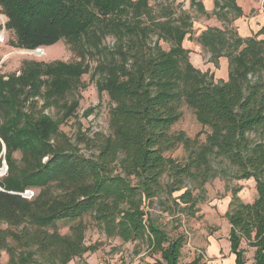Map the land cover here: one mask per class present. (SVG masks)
Masks as SVG:
<instances>
[{
  "label": "trees",
  "instance_id": "1",
  "mask_svg": "<svg viewBox=\"0 0 264 264\" xmlns=\"http://www.w3.org/2000/svg\"><path fill=\"white\" fill-rule=\"evenodd\" d=\"M0 5L22 49L62 40L93 45L102 59L98 88L114 105L110 134L89 140L97 153L86 156L57 127L31 120L26 112L45 87L55 88L56 73L67 76L59 83L69 89L83 73L80 66L58 64L49 73L32 65L19 76L0 77V137L10 165L0 180V255L7 253V264H68L82 257L90 250L79 227L87 215L108 239L139 241L160 255L155 264H179L184 235L172 237L147 206L156 199L164 204L162 195L172 196L188 181L194 189L185 190L178 205L195 214L199 201L193 192L216 178L255 182L253 203L240 199L241 186L231 189L225 218L235 263L246 264V245L256 249L254 264H264V40L232 31L243 14L235 0H215L213 15L223 29L208 28L196 39L217 67L221 58L228 60V79L218 81L191 64L183 43L193 20L175 7L165 4V12L156 14L150 0H0ZM192 6L207 16L199 0ZM108 37L116 39L113 48L103 46ZM184 104L210 131L202 144L171 133ZM178 146L186 152L181 164L165 155ZM17 151L22 166L12 157ZM28 189L40 192L29 200L23 195ZM65 221H79L71 236L55 230Z\"/></svg>",
  "mask_w": 264,
  "mask_h": 264
},
{
  "label": "rangeland",
  "instance_id": "2",
  "mask_svg": "<svg viewBox=\"0 0 264 264\" xmlns=\"http://www.w3.org/2000/svg\"><path fill=\"white\" fill-rule=\"evenodd\" d=\"M137 1V0H133ZM150 0V7L156 14H163L165 4L175 7L181 12L186 13L193 20V26L190 35H187L183 46L190 52L189 60L191 64L200 71L213 74L216 81L227 80L225 69L221 67L220 62L217 67L212 63L210 55L202 48L200 52L197 49V37L203 30L202 27L216 28L214 22L207 20L206 16L199 13L196 7L192 5L182 6L177 0ZM164 2V4H162ZM179 15V14H178ZM235 17L234 13L229 15V19ZM176 18V17H175ZM218 21L217 25L223 29L224 23ZM216 25V26H217ZM232 31L237 30L232 24ZM18 35L9 26V18L6 11L0 5V77L7 78L10 75H21L25 69L32 65L47 67L50 71L57 68L58 64L67 66H80L83 73L70 81L71 87L67 90L68 84L63 85L67 80L65 74H55L54 85L45 87L42 97L37 100V104L26 110L30 118L37 122L47 121L52 126L57 127L60 134L70 139V143L76 145L80 153L86 156H93L97 153L95 147L87 143L89 140H96L101 136L110 134V111L114 106L111 103L108 92L100 90L97 85L99 75L97 69L102 59L96 53L93 45L73 46L62 40L52 46L42 47L36 50H25L20 46ZM152 45L156 43L157 38H151ZM116 39L108 37L103 41V46L113 48ZM159 45L165 50H170V45L160 41ZM35 63V64H33ZM45 69V68H44ZM80 72V70H79ZM228 72V70H227ZM42 79L47 80V76ZM28 107V106H27ZM181 118L172 127L171 133L176 135L184 133L191 140H197L202 144L206 141L209 129L199 123L196 113L188 105L184 104L181 108ZM83 137V140H82ZM8 149L3 139L0 137V180L9 175ZM166 157L183 163L186 152L182 146L165 154ZM15 161L22 166V154L17 151L12 154ZM46 162V159L43 161ZM163 183H168V177L164 176ZM242 187L239 193L240 199L244 203H253L257 198L255 182L236 181L234 179L216 178L205 185L204 190H195L194 196L198 199L195 207V214L191 212H182L185 205H178V197L187 189H194L193 184L186 181L184 188L175 192L172 196L162 195L160 204L155 200L153 205H148L147 210L155 219L156 223L164 228L172 237L179 234L184 235L186 242L182 250L181 264H186L195 259V257L205 254V240L209 237L222 238L226 231H230V225L225 218L229 203L231 202L234 187ZM40 189H28L23 195L29 200L34 199L39 194ZM79 221H65L57 224L55 230L62 236H71L73 228L77 227ZM84 244L90 249L82 257H76L68 264H155L160 260L159 254L148 252L147 246L135 242H123L121 239H108L101 231L91 215L85 216L82 223ZM52 232L53 230L50 229ZM12 245H14L12 243ZM8 255L2 252L0 255V264H7Z\"/></svg>",
  "mask_w": 264,
  "mask_h": 264
},
{
  "label": "crops",
  "instance_id": "3",
  "mask_svg": "<svg viewBox=\"0 0 264 264\" xmlns=\"http://www.w3.org/2000/svg\"><path fill=\"white\" fill-rule=\"evenodd\" d=\"M207 13V20L214 22L216 28H222L217 25L218 21L213 15L215 11V0H199ZM237 6L242 10V16L234 19L233 24L237 30L238 35L243 39H248L257 36L259 40H264V34L259 35L260 31L264 28V0H235ZM182 6L192 5V0H177ZM203 15V14H202ZM217 25V26H216ZM201 34L207 29L202 27ZM200 34V35H201ZM199 35V36H200ZM198 36V37H199ZM192 36L190 35V38ZM185 46V44H184ZM202 49L201 45L197 43L196 52H200ZM220 65L225 69V73L228 77V60L226 58L220 59ZM257 193V192H256ZM231 229V227H230ZM230 231H226L222 238L209 237L205 240V254L195 257L190 264L198 260V264H236V257L231 251V243L229 241ZM185 245V244H184ZM184 248V246H183ZM182 248V250H183ZM246 251V264H254V256L256 249L248 248L244 245ZM181 250V256H182ZM181 259V258H180ZM179 260V264H181Z\"/></svg>",
  "mask_w": 264,
  "mask_h": 264
}]
</instances>
